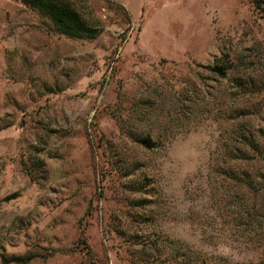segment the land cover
I'll return each mask as SVG.
<instances>
[{
  "label": "rangeland",
  "instance_id": "obj_1",
  "mask_svg": "<svg viewBox=\"0 0 264 264\" xmlns=\"http://www.w3.org/2000/svg\"><path fill=\"white\" fill-rule=\"evenodd\" d=\"M66 1L97 37L0 0V264H165L174 247L264 264L229 217L250 194L214 168L230 122L208 69L228 56L231 76L264 82V17L248 0ZM236 98L264 126V92Z\"/></svg>",
  "mask_w": 264,
  "mask_h": 264
},
{
  "label": "trees",
  "instance_id": "obj_2",
  "mask_svg": "<svg viewBox=\"0 0 264 264\" xmlns=\"http://www.w3.org/2000/svg\"><path fill=\"white\" fill-rule=\"evenodd\" d=\"M22 4L28 8L37 11L39 14L47 18L54 31L69 39H94L99 33V29L88 25L79 12L71 6L66 0H20ZM116 4L112 0H108ZM255 12L260 17H264V0H248ZM117 5V4H116ZM120 9L122 7L117 5ZM209 71L216 76V84L222 89L216 90V122L224 119L230 122L228 129V139L223 143L224 151L214 158V168L220 171L223 176L233 182V184L241 185L250 194L247 198L242 196L239 200L232 201L233 214L229 217L233 225L244 227L247 235L253 241L258 242L264 248V218L260 213L264 214V194L263 198L257 202L258 184L264 183V175L259 174L253 177L246 173L241 167L249 165H259L264 169V126L251 124V120L258 115L252 106L237 105L230 101L237 99L239 95L251 96L264 92V82L256 81L249 77L231 76L233 70L232 62L228 56L216 59V63L208 67ZM230 83V89H223L222 83ZM127 138L135 144L146 149L154 147L149 134L129 129L125 131ZM254 177L259 178L260 181ZM260 182V183H258ZM264 189V188H263ZM239 197V196H238ZM236 198V197H234ZM171 258L165 259V264H216L207 263L206 258L188 248L187 251L173 248ZM30 260L14 258L8 262L25 263ZM250 262L242 261L241 264ZM239 264V263H236Z\"/></svg>",
  "mask_w": 264,
  "mask_h": 264
}]
</instances>
